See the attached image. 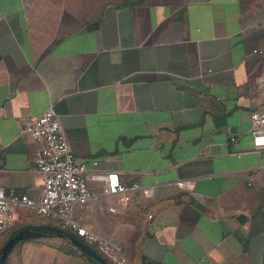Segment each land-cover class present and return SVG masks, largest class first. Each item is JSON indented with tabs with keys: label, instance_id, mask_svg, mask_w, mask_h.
Listing matches in <instances>:
<instances>
[{
	"label": "crops",
	"instance_id": "obj_1",
	"mask_svg": "<svg viewBox=\"0 0 264 264\" xmlns=\"http://www.w3.org/2000/svg\"><path fill=\"white\" fill-rule=\"evenodd\" d=\"M263 103L264 0H0V186L42 195L22 126L52 105L78 160L151 187L78 210L135 264H264ZM63 244L5 264H93Z\"/></svg>",
	"mask_w": 264,
	"mask_h": 264
},
{
	"label": "built area",
	"instance_id": "obj_2",
	"mask_svg": "<svg viewBox=\"0 0 264 264\" xmlns=\"http://www.w3.org/2000/svg\"><path fill=\"white\" fill-rule=\"evenodd\" d=\"M250 120L254 146L264 147V103L250 113ZM22 131L39 143L35 168L42 176L44 190L40 197H34L14 187L6 191L0 186V231L15 225L19 209H29L40 214L47 223L73 230L82 240L96 244L114 264H135L120 241L83 224L78 210L90 213L91 206L109 197L115 202H110L108 209L115 212L118 210L116 202L130 203L136 191L153 196L151 187L138 181H123L116 170L100 169L98 159H94L91 166L78 160L52 105L26 121ZM194 182L193 178H187L178 179L176 184L192 189Z\"/></svg>",
	"mask_w": 264,
	"mask_h": 264
},
{
	"label": "water",
	"instance_id": "obj_3",
	"mask_svg": "<svg viewBox=\"0 0 264 264\" xmlns=\"http://www.w3.org/2000/svg\"><path fill=\"white\" fill-rule=\"evenodd\" d=\"M56 233L63 237L70 238L78 247L84 250L90 257H92L98 264H110L104 256H102L90 243L82 240L71 234L69 231L62 229L60 227L55 228ZM51 234L47 231H41L36 229V227L27 226L21 230H19L15 235L11 236L7 242L5 243L2 254L0 256V264H5L6 257L8 256L11 248L15 245V243L19 240L28 239L37 236H43Z\"/></svg>",
	"mask_w": 264,
	"mask_h": 264
},
{
	"label": "trees",
	"instance_id": "obj_4",
	"mask_svg": "<svg viewBox=\"0 0 264 264\" xmlns=\"http://www.w3.org/2000/svg\"><path fill=\"white\" fill-rule=\"evenodd\" d=\"M27 226H31V227H36V229H39L41 231H47V232H53V233H56V229L58 226L54 225V224H51V223H47V224H41V225H38V226H34V225H24V226H19V227H15L13 228L12 230V233L10 236H13L15 235L19 230L27 227ZM67 231H69L71 234H73L74 236L78 237L79 238V235H77V233L73 230H70V229H67ZM63 238V236H61ZM67 241L66 243L67 244H63L62 248L73 254V255H76V256H83L86 260H88L89 262L93 263V264H98L92 257H90L84 250H82L80 247H78L70 238L66 237ZM20 241H23V240H19L17 242H20ZM16 242V243H17ZM15 243V244H16ZM90 245H92V247H94L102 256L105 257V259L110 263V264H114L107 256H105L100 250L99 248L97 247L96 244H92L90 243ZM14 247V246H13ZM13 247L11 248V250L13 249ZM2 250L3 248L0 249V256L2 254ZM10 250V251H11ZM10 253V252H9ZM9 256V254H8ZM8 256L6 257V262H7V259H8ZM144 264H154L153 262H149L147 260H145V263ZM155 264H160V263H155Z\"/></svg>",
	"mask_w": 264,
	"mask_h": 264
},
{
	"label": "rangeland",
	"instance_id": "obj_5",
	"mask_svg": "<svg viewBox=\"0 0 264 264\" xmlns=\"http://www.w3.org/2000/svg\"><path fill=\"white\" fill-rule=\"evenodd\" d=\"M108 202H109V197H106V198H104L101 202H100V205H103V204H108ZM21 214H24V213H26V214H30L31 215V217L33 218V220L34 219H40V214H38L37 212H33V213H30L29 211H26V212H20ZM87 213V215H90V213L89 212H86ZM26 214H24V216L26 215ZM79 219H80V221L83 223V224H85V225H87V223H86V221H85V218L84 217H79ZM43 221H44V224H47V220H45V219H43ZM17 222L15 223V225L13 226V227H11V228H8V229H5V230H2V231H0V233H7L8 231H11V230H13V228H15V227H17ZM88 226V225H87ZM88 227H90V226H88ZM90 228H92V227H90ZM49 233H51V232H49ZM31 239H33V241H36L37 243L39 242L40 243V245H42L40 248L38 247L37 249V252H39L40 251V249H42V251H43V253H40V255H42V254H44L45 252H47V249H50V248H52L53 246H55V245H57V243H65V244H67L66 243V241H67V239H66V237H61L60 235H56V234H53V232L51 233V234H48V235H44V236H37V237H32ZM93 244V243H92ZM20 245H21V243H18L17 245H16V248L15 249H18L19 247H20ZM9 262L10 261H8V263L7 264H9Z\"/></svg>",
	"mask_w": 264,
	"mask_h": 264
}]
</instances>
